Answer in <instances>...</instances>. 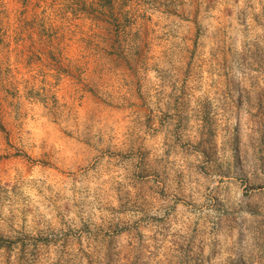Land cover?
Listing matches in <instances>:
<instances>
[{"label": "rangeland", "instance_id": "374dc122", "mask_svg": "<svg viewBox=\"0 0 264 264\" xmlns=\"http://www.w3.org/2000/svg\"><path fill=\"white\" fill-rule=\"evenodd\" d=\"M100 66L104 103L89 86ZM73 112L77 130L90 118L131 129L136 154L82 179L59 168L91 155L68 131ZM5 117L48 148L31 165L0 150V204L19 196L46 215V247L76 246L87 264L264 256V0H0L7 141Z\"/></svg>", "mask_w": 264, "mask_h": 264}, {"label": "clouds", "instance_id": "9594fccd", "mask_svg": "<svg viewBox=\"0 0 264 264\" xmlns=\"http://www.w3.org/2000/svg\"><path fill=\"white\" fill-rule=\"evenodd\" d=\"M89 71L90 69L87 68H77L76 75L79 77L83 72L87 84ZM89 86L92 87L97 99L104 103L108 99L107 94L113 92L107 69L103 66L97 67L92 77V84ZM51 118H56L54 113L51 114ZM9 120L10 117H5L4 123L11 135L6 141V133L0 131V150L9 155L18 154L19 158L24 159L30 165L41 163L42 160H30L29 158L38 153H47L48 148L32 132L22 126V121H14L10 124ZM69 123L73 126L68 128V131L91 145V155L83 161L78 158L74 162L54 159L53 163L59 168L67 167L76 173L77 178L82 179L84 174L91 176L92 168L103 167L108 156L119 155L123 158L125 150L128 156L136 154L129 143L131 129H128L127 133L124 132L114 118H90L77 130L76 125L80 124V120L78 114L73 112ZM58 126L61 129L66 127L62 118L58 119ZM76 165H80L79 172L76 171ZM39 186V183L35 185V187ZM9 195L11 196V193ZM44 195L48 194L44 193ZM48 219L46 215H41L33 207L31 201L23 200L19 196L0 204V236L8 237L0 242L3 244L0 246V264H87L83 253L78 252L76 246L64 251L59 244L46 247L42 243L47 237L40 230L46 227L45 221ZM73 227H78V225H73ZM93 247L92 241L85 237L84 252L91 253ZM246 251L249 254L250 264H264V256H257L258 249L253 247Z\"/></svg>", "mask_w": 264, "mask_h": 264}]
</instances>
